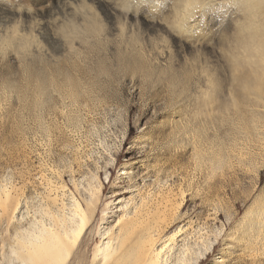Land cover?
I'll return each mask as SVG.
<instances>
[{
    "label": "rangeland",
    "instance_id": "1",
    "mask_svg": "<svg viewBox=\"0 0 264 264\" xmlns=\"http://www.w3.org/2000/svg\"><path fill=\"white\" fill-rule=\"evenodd\" d=\"M157 192L131 238L157 227L174 250L212 242L197 264H264V0H0V203L16 206L0 264L72 200L90 219L67 264H91Z\"/></svg>",
    "mask_w": 264,
    "mask_h": 264
},
{
    "label": "bare ground",
    "instance_id": "2",
    "mask_svg": "<svg viewBox=\"0 0 264 264\" xmlns=\"http://www.w3.org/2000/svg\"><path fill=\"white\" fill-rule=\"evenodd\" d=\"M244 1L252 2L253 0ZM100 190L101 184L88 188L86 208L98 199ZM54 196L50 200L57 205V199ZM8 198V193H5V200L0 203V207L2 213L12 215L16 206L10 207L7 204ZM168 201V195L157 192L148 195L147 199L141 197L139 203H134L131 210L125 209L115 224L103 230L102 242L96 246L91 264H197L199 258H202L212 246V242L206 244L203 251L199 250L198 253L193 252L192 248L185 243L174 250L173 235L164 238L162 231L157 227L152 229L143 227L144 231L136 234L135 238H131L132 234V237L135 235L134 231L141 227L142 222L150 215L164 209ZM57 209L61 211L60 207ZM67 213L61 215L46 213V217L49 216L51 221L49 224L39 219V221L31 222L32 226L29 223L30 225L27 228L24 227L26 229H21L18 234L15 232V238L13 237L15 245L10 249L13 256L10 259L13 260L16 256L19 264H67L68 258L75 255L74 248L78 245L90 219L87 209L76 200H72L71 208ZM8 217L11 223L12 217ZM114 226H116L115 230L111 231ZM193 254H196L195 257L192 256Z\"/></svg>",
    "mask_w": 264,
    "mask_h": 264
}]
</instances>
